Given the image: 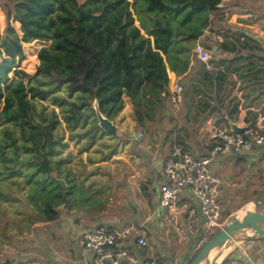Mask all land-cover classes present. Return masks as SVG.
I'll use <instances>...</instances> for the list:
<instances>
[{
	"label": "trees",
	"instance_id": "16d2710c",
	"mask_svg": "<svg viewBox=\"0 0 264 264\" xmlns=\"http://www.w3.org/2000/svg\"><path fill=\"white\" fill-rule=\"evenodd\" d=\"M221 1L0 0L6 20L0 34V180H10L19 188L22 178L30 186L26 199L42 220L56 222L57 207L71 205L74 185L71 172L62 166L67 158L55 160L67 146L57 132L60 119L70 139L93 140L96 132L107 135L93 120V101L113 120L127 98L137 129L155 126L169 110V72L178 77L186 74L192 50L208 38L211 15ZM12 22L19 24V31ZM220 36L222 40L214 45L217 51L239 53L236 56L243 60L236 75L240 87L264 83V57L255 54L264 48L241 44L240 36L230 31ZM43 42L50 44L41 47L36 57ZM37 58L33 74L19 69L21 62L30 68ZM232 59L215 60L213 53L214 64L222 70L201 71L194 79L200 98L184 96L189 108L196 105V121L223 105L231 88L225 74L231 72ZM62 87L67 98L55 94ZM260 93L256 91V96ZM46 100L59 111L41 104ZM249 105L245 102L243 107ZM238 106L235 103L228 114ZM87 125V130L78 132ZM20 152L27 155L21 157ZM54 169L65 177L66 187L54 176ZM1 189L0 200L12 199L9 187Z\"/></svg>",
	"mask_w": 264,
	"mask_h": 264
},
{
	"label": "rangeland",
	"instance_id": "374dc122",
	"mask_svg": "<svg viewBox=\"0 0 264 264\" xmlns=\"http://www.w3.org/2000/svg\"><path fill=\"white\" fill-rule=\"evenodd\" d=\"M135 23L138 26V23ZM11 24L17 31L20 30V26L16 22H12ZM5 25V13L0 5V34H3ZM207 37L203 45L205 47L211 46L212 48L209 49L214 53L215 60H220V56H224L225 54L219 53L214 46L216 42H219L218 39L214 34L207 35ZM49 44L50 42L40 44L37 47L35 56L37 57V52L41 47H46ZM236 54L225 55L226 60L233 58L231 72L226 71L225 74V82H230L231 88L220 109L213 111L215 113L212 112L207 115V139L209 138V119H212L210 125L221 122L225 116L230 120L238 122L242 120L243 113L240 110L244 108L239 109L238 106L236 111L232 112L231 115L228 114L235 104L234 99H232L233 97H231L233 92L232 84L234 85V89L236 86L237 88L240 87L234 76L240 71L239 67H236L240 63L234 60L238 59ZM29 59L31 60V58ZM192 59L195 58L193 57ZM38 63L39 60L37 58L36 62L29 68L21 62L19 69L33 74ZM10 76L12 74H9ZM55 94L67 98L63 87ZM72 99H75V95ZM124 100V108L112 120L118 127V132L115 135L98 136L96 132L93 140L81 136L70 139L69 131L60 119L57 132L59 135H63L62 141L66 142L67 146L61 149L59 157H55V160L67 158L68 161L63 163L62 166L71 172L74 185L70 195L71 205H60L57 207L59 219L56 222L51 223L42 220L38 211L26 199L30 186L22 178H18L20 181L19 188L10 180H0V187H3L1 189L2 192L5 191L4 188L9 187L12 194V199L5 200L3 198L0 200V264L6 260H9L8 264H72V259L75 261L73 255L71 256L66 251L64 239L61 238L62 230L68 220L76 222L83 218L97 215L104 217L105 221H108L111 220L110 218H114L116 213L124 215L129 211L135 212V208L131 207L129 201H127L129 196L126 194L125 183L129 179L128 169H130V164L128 157L134 154V151H132L133 145L128 141V138L130 134H137L139 129H137L135 122L131 118V104L127 98H124ZM249 100L251 102L253 99L250 98ZM41 102L47 109L59 111L49 100ZM88 118V120H91L90 116ZM180 119H183L182 116ZM93 120L95 121V115L93 116ZM88 127L89 125L85 129H78V132L87 130ZM154 127L151 128L153 129ZM25 155L27 154L20 152L21 157ZM252 166L254 167V172H252L254 180L251 182L249 189L246 191H232L227 198L222 219L223 226L236 218H242L247 212L264 213V157L258 159ZM239 167V170L242 171L240 177L243 178L246 174L247 166L244 162ZM248 167L250 166L248 165ZM250 168L248 169L249 172H251ZM53 172L56 178L64 180L66 184L65 177L60 176L55 169ZM132 193L135 194L133 191ZM75 196L82 198L85 202L77 201L74 198ZM248 203H252L249 210L247 209ZM65 216L68 218L65 219ZM160 230L158 229L157 241L163 249L170 248L174 253H177V251L180 253L181 249L183 250L186 246L177 240L172 231H169L168 235H166L164 231ZM246 233V229H239L236 231L233 240H228L229 243H225L219 254H222L229 246H231V249L221 259L219 264L224 259L225 262H228L230 259L235 258V255H238L239 251L247 249L249 245L258 241H245L244 237ZM195 254L196 252H193L189 256L186 264L190 262ZM219 254L215 255L214 258L218 257ZM202 264H205V262H202Z\"/></svg>",
	"mask_w": 264,
	"mask_h": 264
},
{
	"label": "crops",
	"instance_id": "0c3cea01",
	"mask_svg": "<svg viewBox=\"0 0 264 264\" xmlns=\"http://www.w3.org/2000/svg\"><path fill=\"white\" fill-rule=\"evenodd\" d=\"M225 31H230L239 35L241 44L246 43L248 46L259 45L264 48V0H222L218 9L211 15V25L207 30V35L214 34L216 38L217 36L221 38L220 34ZM246 53L250 54L248 51H246ZM255 54L264 57V52L255 51ZM225 55L220 56V59H224V57L226 59ZM234 60L237 63H243L242 59ZM240 64H237L236 67ZM238 69L241 70L240 67ZM201 71H203L201 64L195 59H191L189 68L184 76L178 77L173 72H169V79H176L182 85L186 84L185 87L183 86L185 88V95L197 99L200 98L201 92L194 82V79L198 77ZM239 72L240 71L237 73ZM237 73L234 76L239 85L241 82L236 77ZM170 74H172V76H170ZM232 86L233 92L231 97H233L232 99H234L235 103H238L239 109L244 108L240 111H242L243 117H245H242L240 122L235 120L232 121L237 122L238 125H243L248 121L251 115L248 109L264 98V93H260L262 89H264V83L252 84L249 88H237L236 86L234 89L233 84ZM247 89L248 93L251 94L249 98L246 96ZM256 91L260 93L257 94V96ZM250 98L253 99L251 102L249 100ZM245 102L250 104L249 107H243ZM195 106V104L190 108L184 106L183 110L178 115L179 117L174 116L169 108L167 113L161 115L153 129L150 128L148 131H138L143 132L142 138H136L135 133L129 135L128 141L133 145L132 151H134V154L128 157L130 169H128L129 179L126 180L125 187L127 190L126 194L129 196L127 201H129L131 207L135 208V212L132 213L129 211L124 215L116 213L114 218L112 217L110 218L111 220L108 221H105L104 217L97 215L83 218L76 222L68 220L66 226L62 230L61 238L64 239L66 251L71 256L73 255L75 261L72 259V264H89L87 260L82 257V252L77 245V237L81 231L94 229L100 225L116 227L135 224L142 225L146 231L148 242V246L145 250L146 253L156 256L163 264H170L175 258H179L182 264L187 263L189 256L194 252L193 242L188 245L183 244L186 245L183 250L181 249L180 253H178V251L174 253L170 248L163 249L160 247V243L157 241L158 229L164 231L166 235L169 233V231L161 226V220L157 212L158 182L161 178L164 161L176 145H181L185 151L195 156L206 155L207 151L210 149L211 129L222 124H227V116H225L221 122L217 124L213 123V125H210L212 119H209V138L207 139V114L204 120L196 121ZM181 116L183 119H180ZM137 143L141 144L139 148L136 146ZM263 157L264 156L257 155L250 157L251 159L244 160L245 156L243 158V156L233 155L227 158L217 157L215 159V171L221 177H230L232 181L237 183L236 186L224 188L221 192L223 214L227 198L232 191H246L249 189L254 179L252 176L248 178V169L251 167V172H254L253 163ZM244 162L247 166V171L242 178L240 177L242 171L239 170V165ZM248 165L250 167H248ZM132 191L135 194H133ZM127 201L126 203H128ZM64 218L67 219L68 217L65 216ZM55 224L57 225V223ZM230 249L231 246L226 248L222 255L219 254L218 257L213 258L210 264H219ZM247 249H242L238 252V255H235V258L223 264H264V238L249 245ZM60 261L65 262L63 260Z\"/></svg>",
	"mask_w": 264,
	"mask_h": 264
},
{
	"label": "built area",
	"instance_id": "2783aa9c",
	"mask_svg": "<svg viewBox=\"0 0 264 264\" xmlns=\"http://www.w3.org/2000/svg\"><path fill=\"white\" fill-rule=\"evenodd\" d=\"M218 41L221 40L217 36ZM192 56L203 70H222L213 62V53L200 41L192 50ZM185 88L176 79H169L168 105L174 116L184 107ZM246 123L248 130L232 132L227 124L210 131V149L206 155L195 156L176 145L164 161L158 182L157 212L161 226L172 231L182 244L194 243V252L223 226L221 192L236 186L230 177H221L214 169L217 157L264 156V98L249 109ZM138 132L136 138H142ZM137 148L141 146L137 143ZM253 174L249 172L248 178ZM77 245L82 257L89 264H163L156 256L146 253V231L142 225L107 227L100 225L79 233ZM170 264H182L175 258Z\"/></svg>",
	"mask_w": 264,
	"mask_h": 264
},
{
	"label": "water",
	"instance_id": "95a60500",
	"mask_svg": "<svg viewBox=\"0 0 264 264\" xmlns=\"http://www.w3.org/2000/svg\"><path fill=\"white\" fill-rule=\"evenodd\" d=\"M185 87L186 84H183ZM184 106L187 108V101L184 100ZM92 109L97 121L98 127L105 133L115 135L118 132V127L112 120L108 119L99 109L97 101L94 100ZM229 129L234 133H241L248 130L250 124L247 126H239L237 122L226 118ZM62 187H66L64 180L59 179ZM257 203V202H256ZM239 229H246L247 233L244 237L245 241L261 240L264 238V213L247 212L242 218H236L218 229L210 239L196 251L194 257L188 264H202V262L209 256H215L220 253L225 243L235 237L236 231ZM6 260L2 264H8Z\"/></svg>",
	"mask_w": 264,
	"mask_h": 264
},
{
	"label": "bare ground",
	"instance_id": "6f19581e",
	"mask_svg": "<svg viewBox=\"0 0 264 264\" xmlns=\"http://www.w3.org/2000/svg\"><path fill=\"white\" fill-rule=\"evenodd\" d=\"M251 206H252V203H250L249 205H248V208L247 209H249V208H251ZM230 240H233V238H231V239H229V241ZM228 242V241H227ZM226 242V243H227ZM224 252V251H223ZM222 255V254H221ZM222 257V256H221ZM214 258V256L212 257V256H209V257H207L203 262H205V264H210L211 262H212V259ZM220 260V259H219Z\"/></svg>",
	"mask_w": 264,
	"mask_h": 264
}]
</instances>
